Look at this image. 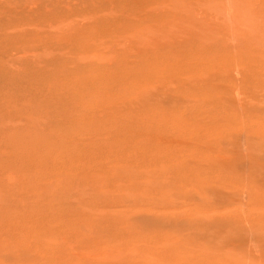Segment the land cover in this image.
<instances>
[{
    "label": "rangeland",
    "instance_id": "rangeland-1",
    "mask_svg": "<svg viewBox=\"0 0 264 264\" xmlns=\"http://www.w3.org/2000/svg\"><path fill=\"white\" fill-rule=\"evenodd\" d=\"M0 264H264V0H0Z\"/></svg>",
    "mask_w": 264,
    "mask_h": 264
},
{
    "label": "bare ground",
    "instance_id": "bare-ground-1",
    "mask_svg": "<svg viewBox=\"0 0 264 264\" xmlns=\"http://www.w3.org/2000/svg\"><path fill=\"white\" fill-rule=\"evenodd\" d=\"M92 32H93V31H92ZM90 34H91V33H90ZM88 69H89V68H88ZM92 71H94V70H92ZM114 72H115V71H114ZM114 72H113V73H114ZM115 74H116V73H115ZM118 74H119V73H118ZM94 75H95V74H93V76H94ZM122 75H123V74H122ZM98 77H99V76H98ZM94 78H96V77H94ZM248 134H250V133L248 132Z\"/></svg>",
    "mask_w": 264,
    "mask_h": 264
}]
</instances>
